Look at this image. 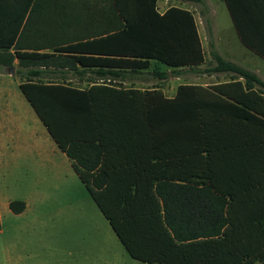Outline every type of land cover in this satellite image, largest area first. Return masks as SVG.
<instances>
[{
  "label": "trees",
  "instance_id": "trees-1",
  "mask_svg": "<svg viewBox=\"0 0 264 264\" xmlns=\"http://www.w3.org/2000/svg\"><path fill=\"white\" fill-rule=\"evenodd\" d=\"M224 1L240 41L264 58V0ZM32 2L0 0V70L18 65L22 92L128 253L146 264H264V80L213 49L202 69L186 8L108 0L106 19L97 5L88 22L49 16L26 43ZM151 67L160 80L169 68L233 77L184 83L173 97L114 83ZM48 72L88 74L90 85L44 82Z\"/></svg>",
  "mask_w": 264,
  "mask_h": 264
},
{
  "label": "rangeland",
  "instance_id": "rangeland-1",
  "mask_svg": "<svg viewBox=\"0 0 264 264\" xmlns=\"http://www.w3.org/2000/svg\"><path fill=\"white\" fill-rule=\"evenodd\" d=\"M206 1L213 34L208 37L204 24H200L208 59L204 67L213 61L210 51L218 50L229 60L256 72L264 80V59L242 44L228 11L225 12L223 0ZM17 68L18 65H15V72ZM169 73L170 77L166 80L132 82L130 78V81L121 82V85L128 87L135 83L145 88L159 86L167 96L173 97L183 83L213 85L233 77L229 72L189 71L183 76L172 75V71ZM42 80L81 87L90 85L89 81L85 82L71 74L60 76L48 72ZM20 81L17 72L12 75L9 68L0 70V86L12 89L18 95V98L13 99L14 109L22 110L23 115L28 110L30 127H35L38 137L44 135V141L49 140L47 130L18 86ZM29 141L33 142L32 133ZM19 163L13 165L10 161L8 164L5 162L0 168V264H17L10 258L20 254L25 258L29 254L35 257L33 262L27 260L18 264H146L128 253L69 162L67 165L70 170L64 171L59 179L38 169L32 157ZM42 173L44 180L41 182ZM15 199L27 203L26 212L19 219L10 216L13 213L6 205L7 201Z\"/></svg>",
  "mask_w": 264,
  "mask_h": 264
},
{
  "label": "crops",
  "instance_id": "crops-1",
  "mask_svg": "<svg viewBox=\"0 0 264 264\" xmlns=\"http://www.w3.org/2000/svg\"><path fill=\"white\" fill-rule=\"evenodd\" d=\"M107 1L108 0H33L31 6L37 5V8L30 9L25 20H24V22H27L29 19L31 21V26L27 29L26 34L24 35V39H25L26 43H37L36 39H38L40 36H42V34L43 35L45 34V31H44L42 24L49 16H52L53 19L60 21L63 18H69V17H72L73 15L75 16L77 14L78 16H82L86 20V22H88V16H92V13L90 11H88V7H91L94 5L100 6L102 8V11H100V13H101L100 15H101V20H104L109 16V12H106L105 7H104V6H106ZM223 2H224V5L226 7L225 12H227L228 8L226 5V2L224 0H223ZM82 5L84 6L83 12H78L74 9L72 10V8H71L72 6L78 7V6H82ZM156 6H157L158 12L161 14L173 6L182 7V8H186V9L190 10L194 14L195 19L197 21L198 29H199L200 36L202 39V43H203V38H202V28L200 27L201 23L204 24L205 30L208 34V37H211V35L213 34L212 19L209 16V14H207V12L209 11V6L207 5L206 0H203V1H199V0H157ZM45 7H52V8L46 9ZM63 7H69V8H63ZM228 13H229V11H228ZM229 15H230V13H229ZM230 18H231V16H230ZM231 21H232V19H231ZM232 24H233V22H232ZM59 33H60V31H58V34ZM51 34H53L52 31H51ZM203 46H204V43H203ZM245 47H247V46H245ZM204 49H205V47H204ZM31 50L32 49H28L27 51H31ZM38 51L50 52L52 50L51 49H41ZM205 52H206V50H205ZM210 60H211V58H210ZM206 61H208L207 53H206ZM161 68L164 69V67H161ZM201 68H204V66H201ZM149 70L151 71L152 67L149 68L148 70H144V72L132 74L131 77H127L126 79H123V80L117 79L114 81V83H117L120 85L121 82L130 81V80L132 82L166 80V79H162V80L158 79L153 74H151L149 72ZM169 71H172V68H169L168 72ZM51 73H53V75L58 74V73H54V72H51ZM186 73H188V72L181 73L180 76H183ZM172 75H174V74L172 73ZM175 76H178V75H175ZM169 77H170V75H169ZM81 79H83V81H85V82H88V74H86V76L84 78H81ZM100 81H103V80H100ZM48 82H56V81H48ZM18 86L20 88V83L18 84ZM73 86H76V85H73ZM77 87L82 88V89H88V85H86V87H81V86H77ZM123 87H125V86H123ZM128 87L145 89V87H142L140 85L137 86V85H135V83H134V86H128ZM11 90L12 89L0 86V168L2 167L1 165H3L5 162H6V164H8L10 161V163L13 165H19L20 164L19 162L22 161L23 159L26 160L27 158L32 157L34 159L35 166L38 169H42L43 171H46V173H50L53 176V178H55V179H59V178H61L60 175L64 171L70 170V167L67 165L68 164L67 162H69L71 164L72 168L74 169V171L77 175V178H79V180L82 182V180L80 179L78 173L76 172V170L73 166L72 161L66 155V153L64 151H62V149L59 147V145L56 143V141L54 140V138L52 137V135L48 131L47 127L44 125V123L39 118L38 114L36 113L35 109L32 107L29 100L27 99L25 94L22 92L21 88H20V90H21L22 94L25 96L27 102L31 105V107L33 108V110L37 114V117L39 118L40 122L43 124L44 128L47 130V132L50 136L49 140L44 141V139H46V137L44 135L38 137L39 134L35 131V127L34 126L30 127V125L28 123L29 122L28 110H26V114L23 115L22 110L19 111V110L14 109L13 99H15L18 95L15 94V91L12 92ZM12 95H14V96L12 97ZM16 100L18 101V99H16ZM31 133H32V137H33V142L29 141V136ZM42 180H44L43 173L40 176V181L42 182ZM75 180L76 179H74L73 181H75ZM84 186H85V184H84ZM85 188H86V186H85ZM87 191H88V189H87ZM15 200H22V199H15ZM11 201H14V200H11ZM11 201H7L6 205L9 206V203ZM9 209H10V206H9ZM26 209H27V203H26L25 209L20 213H15L10 209L11 212L13 213V215H10V216H15L14 217L15 219H19L26 212ZM0 217H1V206H0ZM1 223H2V219H1ZM26 257L27 258H25L24 255L20 254V255L15 256V257L12 256L10 258V261H13V262L17 261L16 262L17 264L21 261H27V260L29 262L30 261L33 262L35 256L34 255L31 256L29 254Z\"/></svg>",
  "mask_w": 264,
  "mask_h": 264
},
{
  "label": "water",
  "instance_id": "water-1",
  "mask_svg": "<svg viewBox=\"0 0 264 264\" xmlns=\"http://www.w3.org/2000/svg\"><path fill=\"white\" fill-rule=\"evenodd\" d=\"M9 73H11L12 75H14L16 73L14 66H12V67L9 68Z\"/></svg>",
  "mask_w": 264,
  "mask_h": 264
}]
</instances>
